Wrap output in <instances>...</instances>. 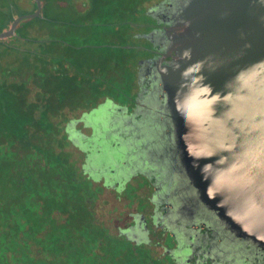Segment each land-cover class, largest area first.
<instances>
[{"label": "flooded vegetation", "instance_id": "obj_1", "mask_svg": "<svg viewBox=\"0 0 264 264\" xmlns=\"http://www.w3.org/2000/svg\"><path fill=\"white\" fill-rule=\"evenodd\" d=\"M188 1L40 0L0 39V264H264L171 143L158 68Z\"/></svg>", "mask_w": 264, "mask_h": 264}, {"label": "water", "instance_id": "obj_2", "mask_svg": "<svg viewBox=\"0 0 264 264\" xmlns=\"http://www.w3.org/2000/svg\"><path fill=\"white\" fill-rule=\"evenodd\" d=\"M178 19L158 68L171 143L219 223L264 250V0H189Z\"/></svg>", "mask_w": 264, "mask_h": 264}, {"label": "rangeland", "instance_id": "obj_3", "mask_svg": "<svg viewBox=\"0 0 264 264\" xmlns=\"http://www.w3.org/2000/svg\"><path fill=\"white\" fill-rule=\"evenodd\" d=\"M9 2H11L12 4L11 5H7L9 6L8 9H9V14L8 16L9 17H17V16H21V15H27L30 13V11H32V6L28 5V3L26 1H23V0H10ZM31 18L30 17H25L23 18L21 21H20V24L21 23H27L26 21H29V23L31 22L30 21ZM34 24V23H33ZM84 39V38H83ZM90 38H88L87 40H89ZM85 40V41H87ZM96 41H101L100 38H97V40H95V38H93V42H96ZM112 52H116V53H119L118 51H112ZM121 69L124 71L122 72L121 74H119V76H117V85L119 87H124L125 91H129V83H127V81H125V79H131V74L130 72H128V70L126 69V67L124 68L122 65H121ZM125 82L127 84V88L125 87ZM123 93V92H122ZM119 94V92H118ZM122 94H119V97H121ZM114 114V112H113Z\"/></svg>", "mask_w": 264, "mask_h": 264}, {"label": "trees", "instance_id": "obj_4", "mask_svg": "<svg viewBox=\"0 0 264 264\" xmlns=\"http://www.w3.org/2000/svg\"><path fill=\"white\" fill-rule=\"evenodd\" d=\"M10 0H3L2 2H0V4L4 7V10L0 11V26H6L8 25L13 17H9V9L7 5H11L12 3L9 2ZM31 22L29 23V21H26L27 23H21L20 25H30L32 23H34V19L30 20Z\"/></svg>", "mask_w": 264, "mask_h": 264}]
</instances>
